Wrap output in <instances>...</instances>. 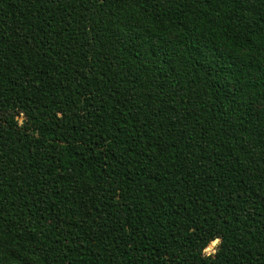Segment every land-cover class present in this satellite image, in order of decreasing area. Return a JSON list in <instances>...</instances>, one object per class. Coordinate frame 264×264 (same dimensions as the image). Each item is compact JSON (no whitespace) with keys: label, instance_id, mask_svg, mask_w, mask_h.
<instances>
[{"label":"trees","instance_id":"obj_1","mask_svg":"<svg viewBox=\"0 0 264 264\" xmlns=\"http://www.w3.org/2000/svg\"><path fill=\"white\" fill-rule=\"evenodd\" d=\"M0 264H264V0H0Z\"/></svg>","mask_w":264,"mask_h":264},{"label":"water","instance_id":"obj_2","mask_svg":"<svg viewBox=\"0 0 264 264\" xmlns=\"http://www.w3.org/2000/svg\"><path fill=\"white\" fill-rule=\"evenodd\" d=\"M17 119L20 121L21 120V124L23 125V124H25L26 123V121L23 119V118H21L20 116L19 117H17ZM218 239H216V240H214V241H212L210 244H212V246L209 248H207V250H214V248L216 247V246H218V244H219V241H217Z\"/></svg>","mask_w":264,"mask_h":264},{"label":"rangeland","instance_id":"obj_3","mask_svg":"<svg viewBox=\"0 0 264 264\" xmlns=\"http://www.w3.org/2000/svg\"><path fill=\"white\" fill-rule=\"evenodd\" d=\"M20 117L23 118L22 116H20ZM19 122L22 123L21 120Z\"/></svg>","mask_w":264,"mask_h":264}]
</instances>
